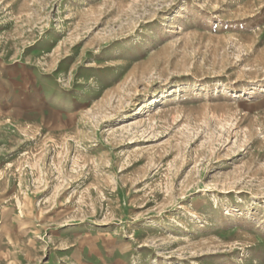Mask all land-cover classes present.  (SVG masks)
<instances>
[{
	"label": "rangeland",
	"instance_id": "1",
	"mask_svg": "<svg viewBox=\"0 0 264 264\" xmlns=\"http://www.w3.org/2000/svg\"><path fill=\"white\" fill-rule=\"evenodd\" d=\"M0 264H264V0H0Z\"/></svg>",
	"mask_w": 264,
	"mask_h": 264
}]
</instances>
